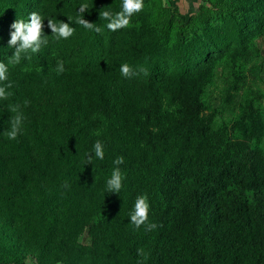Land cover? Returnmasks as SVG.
<instances>
[{
    "label": "trees",
    "instance_id": "1",
    "mask_svg": "<svg viewBox=\"0 0 264 264\" xmlns=\"http://www.w3.org/2000/svg\"><path fill=\"white\" fill-rule=\"evenodd\" d=\"M87 1L95 10H88L84 19L95 25L107 21L102 11H120L102 4L105 0ZM236 1L239 16L229 14L189 41L178 34L167 47L151 39L139 58L114 60L108 67L88 64L70 73V79L22 70L26 62L42 61L46 50L41 47L31 59L14 65L12 49L0 40V61L8 65L12 83V95L0 100V264H203L198 218L205 219L206 238L222 254L220 264H264V246H255L252 231L264 222V158L254 165L248 184L222 135L197 134L198 111L191 112L186 102L194 88L183 86L212 54L235 43L241 46L244 29L259 26L255 19L264 12V0ZM81 2L0 0V32L38 9L71 13L77 20ZM91 34L90 44L98 39L95 31ZM123 63L147 70V75L139 74L141 89L121 75ZM110 70L121 78L115 85ZM34 85L44 87V93L33 90ZM53 89L68 92V115L66 124L51 132L40 116ZM17 103L25 120L17 139L10 140L6 132L15 115L10 107ZM165 105L180 109L168 112ZM97 140L104 144V158L87 164L86 154ZM118 156L124 157L119 166L125 174L123 200L110 210L106 180ZM165 156L173 160L160 170ZM248 188L251 197L246 196ZM142 193L163 205L149 212V222L158 225L150 232L130 222L129 213ZM94 219L101 221L98 230ZM86 229L88 246L79 241ZM139 249L147 258L138 255Z\"/></svg>",
    "mask_w": 264,
    "mask_h": 264
},
{
    "label": "rangeland",
    "instance_id": "2",
    "mask_svg": "<svg viewBox=\"0 0 264 264\" xmlns=\"http://www.w3.org/2000/svg\"><path fill=\"white\" fill-rule=\"evenodd\" d=\"M81 1L88 5L90 12L95 10L91 2ZM104 3L120 7L121 0H105ZM143 3V10L132 15L128 27L110 31L106 27L108 21L97 24L101 31L95 32L98 39L91 40L92 44L89 43L91 30L76 25L73 14L55 12L52 8L42 11L38 9L37 12L45 20L44 33L48 43L42 48L46 53L42 61L26 62L24 68L39 73H57V64L63 62L65 71L58 74L70 79V73L86 68L88 64L97 63L108 67L114 60L139 58L145 43L151 39H157L169 47L178 34L189 41L198 36L205 26L220 24L229 14L240 15L236 0H143ZM30 12L34 11L27 12L25 19ZM49 18L56 22H69L75 29L74 33L68 39L56 40L46 26ZM255 22L259 24L258 27L252 25L244 29L241 46L235 43L225 50L216 51L207 62L197 66L193 76L183 83L184 87L191 84L194 88L186 102L191 112L198 111L200 125L197 134L222 135L229 147L230 159L241 164L248 184L252 182L254 165L257 166L259 159L264 158V12L258 15ZM10 30L0 32V40L4 43L10 38ZM164 56L170 62L173 61L167 58V54ZM108 74L113 85L121 80L116 70H110ZM139 74L125 80L141 89L142 77ZM164 79L171 80L168 76ZM32 88L39 94L44 93V87L34 85ZM49 91L51 93L47 98L50 99V105L41 110L40 118L46 122L47 130L54 132L56 126L66 124L68 107L65 98L68 92L63 94L60 89ZM163 109L178 113L180 108L165 105ZM169 160L172 161L173 157H163L159 169ZM94 172L98 173L99 170ZM246 196H252L250 188L246 189ZM122 200L121 191L110 193L106 208L116 209ZM148 200L149 212L163 207L151 195ZM100 222L98 219L93 220L95 230L101 228ZM195 225L203 264H220L222 254L213 249L206 238L205 219H196ZM252 231L255 246H264V222L255 225ZM79 241L83 245H90L88 229L79 236ZM162 258L165 259L166 255H162Z\"/></svg>",
    "mask_w": 264,
    "mask_h": 264
},
{
    "label": "clouds",
    "instance_id": "3",
    "mask_svg": "<svg viewBox=\"0 0 264 264\" xmlns=\"http://www.w3.org/2000/svg\"><path fill=\"white\" fill-rule=\"evenodd\" d=\"M144 8L143 0H121L120 11L113 12L111 10L102 11V17L108 21L106 27L110 31H117L119 29L128 27L131 17L134 13L142 11ZM88 11V5L81 3L78 8V18L76 23H79L83 27L93 30L97 33L101 31V28L94 23L84 19V14ZM44 19L38 12H30L27 19L16 18L10 24L9 40L7 41V47L13 49L10 56V63L20 64L24 59H31L32 53H38L42 46L48 43L47 35L44 33ZM47 28L51 30V33L56 40L68 39L75 31L71 27L69 22L60 20L59 22L49 18L47 20ZM25 71L28 69L25 68ZM57 73H63L65 71L63 62L57 64ZM120 73L124 78L130 79L134 75L140 72L145 75L148 74L147 70L140 68L138 71L128 63L120 65ZM8 65L3 61H0V100H7L12 93L8 89L12 88V83L8 82ZM29 101L25 100L24 105L27 106ZM10 111L15 115L10 120V128L6 132V136L10 140L17 139L21 133V129L25 120L23 111L20 104H13L10 107ZM99 134V133H97ZM93 158L102 160L104 158V144L102 141L97 140L92 146V151L86 154L87 164H91ZM124 163V157L118 156L113 160V169L111 175L106 180V192L107 193H119L123 187V181L125 180V174L119 167ZM149 210L150 203L146 193L139 194L134 202L133 208L129 213L130 222L139 229L144 226L146 232L153 231L158 227L156 223L149 222ZM138 255L143 258H147V254L143 249L138 250Z\"/></svg>",
    "mask_w": 264,
    "mask_h": 264
}]
</instances>
